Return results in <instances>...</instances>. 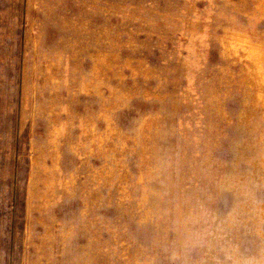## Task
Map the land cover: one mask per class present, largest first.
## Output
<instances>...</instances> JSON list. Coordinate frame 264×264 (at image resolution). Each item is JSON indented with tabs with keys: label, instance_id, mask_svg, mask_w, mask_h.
Instances as JSON below:
<instances>
[{
	"label": "rangeland",
	"instance_id": "obj_1",
	"mask_svg": "<svg viewBox=\"0 0 264 264\" xmlns=\"http://www.w3.org/2000/svg\"><path fill=\"white\" fill-rule=\"evenodd\" d=\"M0 264H264V0H0Z\"/></svg>",
	"mask_w": 264,
	"mask_h": 264
}]
</instances>
